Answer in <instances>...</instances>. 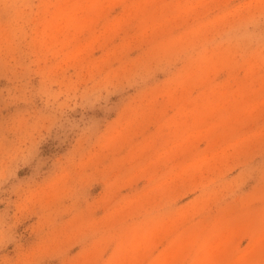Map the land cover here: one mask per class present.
<instances>
[{
  "label": "rangeland",
  "instance_id": "1",
  "mask_svg": "<svg viewBox=\"0 0 264 264\" xmlns=\"http://www.w3.org/2000/svg\"><path fill=\"white\" fill-rule=\"evenodd\" d=\"M0 264H264V0H0Z\"/></svg>",
  "mask_w": 264,
  "mask_h": 264
}]
</instances>
